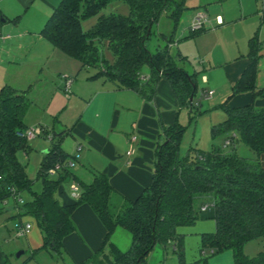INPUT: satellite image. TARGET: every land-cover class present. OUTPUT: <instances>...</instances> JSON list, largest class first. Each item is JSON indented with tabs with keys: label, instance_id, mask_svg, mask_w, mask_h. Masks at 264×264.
I'll return each instance as SVG.
<instances>
[{
	"label": "trees",
	"instance_id": "trees-1",
	"mask_svg": "<svg viewBox=\"0 0 264 264\" xmlns=\"http://www.w3.org/2000/svg\"><path fill=\"white\" fill-rule=\"evenodd\" d=\"M114 1L125 4L127 12H101ZM187 8L186 0H59L39 34L62 54L78 61L80 69H93L88 78L101 77L117 88L134 90L149 99L155 82L163 77L177 101L186 103L195 90L194 73L188 74L176 64L180 56L169 52V44L175 41L179 17ZM161 14L169 21L166 34L156 28ZM92 17L94 22L83 29L81 22ZM203 31L204 28L189 29L183 38ZM151 34L163 40V45L153 52L145 46ZM259 45L254 32L247 39L248 63L230 95L242 91H250L253 96L264 94L263 88L254 85ZM144 65L148 70L145 81L141 77ZM29 103L24 92L0 86V211L8 198H19L23 192L29 195L21 201L20 208L21 214L33 219L41 234V244L35 251L60 254L62 238L74 230L70 214L76 205L85 203L105 234L100 248L80 264H140L154 245L165 249L170 243L178 263L184 264L182 235L176 228L192 225L199 218L214 222L212 232L199 234L201 249L211 248L210 255L228 249L233 264H264V251L252 256L242 252L246 241L264 237V168L258 161V155L264 153V107L255 108L251 103L226 107L223 103L220 108L225 119L210 129L212 137H228L230 146L236 141L242 143L254 153L253 158L217 146L193 156H180L178 144L184 128L176 123L162 128L164 139L155 147L151 182L137 197L127 199L111 187L102 173L92 172L88 183L74 178L63 165L72 156L59 147L65 130L51 134V145L35 173L39 188L34 190V180L28 178L25 164L18 160V152H25L26 138L16 134L25 128L22 119ZM56 162L61 163V168L48 174L46 170ZM70 179L78 184L79 195L72 203L61 204L56 190ZM204 202L211 205L200 211V203ZM115 227L130 236L125 250L109 240ZM105 247L107 254H103Z\"/></svg>",
	"mask_w": 264,
	"mask_h": 264
},
{
	"label": "crops",
	"instance_id": "crops-1",
	"mask_svg": "<svg viewBox=\"0 0 264 264\" xmlns=\"http://www.w3.org/2000/svg\"><path fill=\"white\" fill-rule=\"evenodd\" d=\"M58 2L59 0H0L1 85L4 82L1 80L6 79L12 69L16 70L18 67L36 69L39 62L45 60L44 56L50 57L49 54L68 57L52 47L39 34L44 21ZM122 4L120 1L112 2L110 4L114 10L112 12L125 14L127 7L123 4L124 8ZM187 4L192 6V3L186 1ZM215 16L221 19L219 24L215 23V20L209 23L215 29L209 31V27L206 26L203 32L191 38H183L188 31L183 32L181 39L169 44V48L172 44L173 47L178 46L176 53L180 59L176 60V64L186 73H194L195 90L186 103L177 101L163 77L157 79L152 96L147 99L134 90L117 88L101 77L88 78L92 72L80 77L78 73L84 68L80 69L79 62L75 59L71 71L68 69L56 71L57 74L67 76L73 73V81H70L69 85L71 95L65 97L67 103H72L77 115L68 127L62 129L65 131L60 140L69 135L76 145L80 146L78 154L72 156L73 159L80 160V168L75 171L70 169L74 166V161L69 168L74 178L88 183L92 179V172L102 173L117 193L127 199H134L151 182L155 147L164 139L162 128L174 123L182 126L184 129L179 139L178 154L182 156L188 153L193 156L209 151L212 146L223 148L225 135L212 137L210 134L211 127L225 119L221 104L225 103L226 107H237L251 103L255 108L264 107V94L253 96L250 91H242L230 95L232 86L248 63L247 39L254 32H257L260 41L254 85L256 88L264 89V10L258 9L254 3L249 9L240 6L238 15L229 17L226 22L221 14ZM93 22L89 21L87 26L82 28H88ZM234 22L239 23L237 30L234 29ZM230 24H233V28L229 31ZM181 40L193 42V55L197 56L199 65L195 64V67L192 66L190 69L183 65L189 53L177 45ZM141 75L147 76L143 79L147 80L148 70ZM198 82L204 87L197 96ZM59 86H63V80ZM206 91H211V94L207 97L202 96ZM202 99L211 101L201 103ZM131 136L134 137L132 140ZM182 140L184 142L181 145ZM60 149L67 154L61 147ZM243 154V157H254L251 150ZM258 161L264 168V153L258 155ZM68 182L66 181V188L63 187V183L59 185L55 193L61 204H70L74 201L68 190ZM22 195V193L19 195L18 203L27 200L22 199ZM13 201L14 204L17 202L15 199ZM21 211L17 208L11 215H17L18 221L15 223L32 224L31 230L24 236L22 242L31 258L41 244V234L33 219L21 214ZM70 220L74 230L62 238V250L58 257L61 264H80L100 248L105 229L85 203L74 207ZM109 240L121 250L129 246L130 236L122 228L115 227ZM156 245L140 264H165L166 252L162 246L159 245L160 253L152 254ZM198 245V260L205 259L206 264L210 254L202 256L201 252L204 249H201L200 239Z\"/></svg>",
	"mask_w": 264,
	"mask_h": 264
},
{
	"label": "rangeland",
	"instance_id": "rangeland-1",
	"mask_svg": "<svg viewBox=\"0 0 264 264\" xmlns=\"http://www.w3.org/2000/svg\"><path fill=\"white\" fill-rule=\"evenodd\" d=\"M187 3H192L191 7L183 10L179 17L177 27L174 32V43L178 39H181L183 32L189 30V23L191 18L198 11L204 12L206 14V22L204 27H209V31L212 28L210 22L214 21L216 14H221L224 21H228L229 17L238 15L239 7L243 6L244 9H249L256 4L258 9L264 10V0H186ZM190 1V2H189ZM109 3L102 10V13L112 12ZM123 5V4H122ZM125 8V5H123ZM205 6L206 10L204 9ZM94 17L82 21L81 26L85 28L89 21H94ZM234 19V18H231ZM234 29L237 30L239 23L234 22ZM233 24L228 25L229 31L232 30ZM157 31L166 34L169 29V21L164 14H161L158 22L156 24ZM163 45V40L157 37V35L151 34L145 41L146 48L153 52L156 47ZM177 45H180L181 49L187 51L189 54L186 60L183 61V65L190 69V67H195L194 65H199L197 61V56L193 55L194 45L191 40H181ZM174 44L169 48V52L174 54L178 49L173 47ZM177 48V49H176ZM104 49V48H103ZM105 56L109 57L106 50H103ZM50 57L45 58L37 65L36 69L18 67L16 70L12 69L8 74V77L4 80L2 85H7L16 92H24L27 99L30 101L28 109L22 119V122L26 125V128L39 127L42 132L39 135H35L31 138L26 139V149L25 152H18V160L25 164V172L28 178L34 180L32 188L37 190L39 188V181L35 180V173L38 168L39 160L42 157V151L48 149L51 145L49 137L52 133H59L65 127H68L76 118L74 107L72 103H67L66 95L63 92V86L59 84L63 80V74H57L56 71L60 69H68L71 71L74 59L68 57H59L56 54H49ZM63 58V59H61ZM39 68V70H38ZM146 66H142L141 72H145ZM14 70V71H13ZM93 72L91 68H84L79 71L78 75L80 77L88 75ZM73 73L68 77L73 81ZM1 85V84H0ZM1 85V86H2ZM197 93L203 90L204 85L197 83ZM68 95H71L70 90L67 91ZM196 96V97H197ZM198 98V97H197ZM211 100H201V103L210 102ZM57 138V136L55 135ZM183 140L181 145L183 144ZM76 142L69 135H65L62 140H60V147L70 156H76L78 152L75 150ZM224 151H230L233 149L235 153L243 156L244 152H249L250 150L240 142H234L233 145L223 146ZM77 153V154H76ZM26 156V157H25ZM74 166L70 169L75 171L80 168V160L73 159ZM66 182L63 183V187L66 188ZM22 199L29 197L27 193H22ZM56 196V195H55ZM15 204L17 207H15ZM14 204L13 199L10 197L6 200L3 208L0 211V264H61L60 257L52 252H47L44 250L35 251L33 256L29 258V251L23 246L24 237H16L14 235L15 231V221H18L17 215L12 216L11 214L15 209L20 208V203L18 201ZM15 207V208H14ZM17 223V222H16ZM32 228V224H31ZM124 230V229H123ZM214 230V222L211 219L196 220L192 225L177 227L176 231L182 235L181 251L182 259L184 264H204L202 260H198V242L199 234L201 232H212ZM173 245L167 244L165 248V264H179L176 254L172 250ZM127 249V247L125 248ZM121 249V250H125ZM22 251V253H17ZM259 251H264V237H259L246 241L242 245V252L247 256H252ZM161 252L159 245H156L152 254H158ZM108 250L105 247L103 249V254H107ZM199 253V252H198ZM200 256V255H199ZM101 258V256H99ZM206 264H233L230 250L224 249L215 252L213 255H209L206 259Z\"/></svg>",
	"mask_w": 264,
	"mask_h": 264
},
{
	"label": "built area",
	"instance_id": "built-area-1",
	"mask_svg": "<svg viewBox=\"0 0 264 264\" xmlns=\"http://www.w3.org/2000/svg\"><path fill=\"white\" fill-rule=\"evenodd\" d=\"M215 23L219 24L221 23V19L219 16H215ZM206 23V14L204 12H201V11H198L197 13H195V15L191 18V21L189 23V29L192 30V31H195V30H200L202 28H204V24ZM147 76H143L142 79H146ZM70 79L67 75H63V91H64V94L67 96V91L69 89V85H70ZM211 94V91H206L204 94H202V96L204 97H207ZM42 132V130L39 128V127H34V128H24L22 131H19L17 132L16 134L18 136H23L24 138H31L35 135H39L40 133ZM230 136H234L233 133L230 134ZM50 138V137H49ZM134 137L131 136V140L133 139ZM230 143L229 141V138H225L223 140V143H222V146H228ZM80 148V146L77 144L75 146V150L78 151ZM130 151H127V153H129ZM73 157L72 158H69L67 159L63 165L67 168H70L73 164ZM61 163H54L52 167H49L46 172L50 175L54 174L56 170L60 169L61 168ZM68 190H69V193H70V196L71 198L73 199H76L79 195V186L78 184L76 183L75 180L73 179H70L69 182H68ZM14 199V198H12ZM15 200H19V198H16ZM211 204L208 203V202H204V203H201L200 206H199V210L200 211H204L206 210ZM15 231H14V235L16 237H24L26 236L29 231L31 230V223L29 222H17L15 223ZM212 253V249L209 248L207 250H204L201 252L202 256H205V255H209Z\"/></svg>",
	"mask_w": 264,
	"mask_h": 264
},
{
	"label": "water",
	"instance_id": "water-1",
	"mask_svg": "<svg viewBox=\"0 0 264 264\" xmlns=\"http://www.w3.org/2000/svg\"><path fill=\"white\" fill-rule=\"evenodd\" d=\"M188 99L190 100V99H191V96H189ZM43 152H45V151H43ZM197 167H201V166H197ZM19 253H21V251H19V252L17 253V255H18Z\"/></svg>",
	"mask_w": 264,
	"mask_h": 264
}]
</instances>
